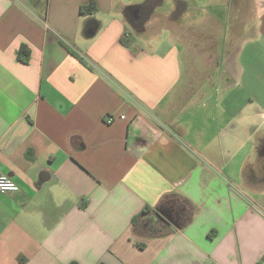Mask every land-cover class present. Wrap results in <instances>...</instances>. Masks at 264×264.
<instances>
[{
  "label": "crops",
  "instance_id": "1",
  "mask_svg": "<svg viewBox=\"0 0 264 264\" xmlns=\"http://www.w3.org/2000/svg\"><path fill=\"white\" fill-rule=\"evenodd\" d=\"M0 172V264H264V0H0Z\"/></svg>",
  "mask_w": 264,
  "mask_h": 264
},
{
  "label": "flooded vegetation",
  "instance_id": "2",
  "mask_svg": "<svg viewBox=\"0 0 264 264\" xmlns=\"http://www.w3.org/2000/svg\"><path fill=\"white\" fill-rule=\"evenodd\" d=\"M160 216L154 215V221L160 225H177L181 221L182 210L175 203L159 209Z\"/></svg>",
  "mask_w": 264,
  "mask_h": 264
},
{
  "label": "built area",
  "instance_id": "3",
  "mask_svg": "<svg viewBox=\"0 0 264 264\" xmlns=\"http://www.w3.org/2000/svg\"><path fill=\"white\" fill-rule=\"evenodd\" d=\"M124 119V116L121 117ZM112 118L108 122H112ZM19 191V186L7 175L0 172V192L1 193H16Z\"/></svg>",
  "mask_w": 264,
  "mask_h": 264
},
{
  "label": "trees",
  "instance_id": "4",
  "mask_svg": "<svg viewBox=\"0 0 264 264\" xmlns=\"http://www.w3.org/2000/svg\"><path fill=\"white\" fill-rule=\"evenodd\" d=\"M83 8L81 9V11L83 12ZM66 47V46H65ZM67 48V47H66ZM67 50H69V52L75 56L77 59H79L80 61H82V59L79 57L78 54L72 52L70 49L67 48ZM18 57L20 58V60H22L23 62H28L29 59V51L25 46H21L19 51H18ZM145 212V211H144Z\"/></svg>",
  "mask_w": 264,
  "mask_h": 264
},
{
  "label": "rangeland",
  "instance_id": "5",
  "mask_svg": "<svg viewBox=\"0 0 264 264\" xmlns=\"http://www.w3.org/2000/svg\"><path fill=\"white\" fill-rule=\"evenodd\" d=\"M166 10H167V7H166V6H164L163 8H160L159 12H164V13H163V15H165V13H166ZM163 20H164V22H163V23L159 22V24H160V26H161V27L165 26V25H166V23H167V22H166L167 20H166V18H165V17L163 18ZM163 32H165V31H163ZM164 34H165V33H164Z\"/></svg>",
  "mask_w": 264,
  "mask_h": 264
},
{
  "label": "water",
  "instance_id": "6",
  "mask_svg": "<svg viewBox=\"0 0 264 264\" xmlns=\"http://www.w3.org/2000/svg\"><path fill=\"white\" fill-rule=\"evenodd\" d=\"M155 215H158V216H160V213H159V210H155Z\"/></svg>",
  "mask_w": 264,
  "mask_h": 264
}]
</instances>
